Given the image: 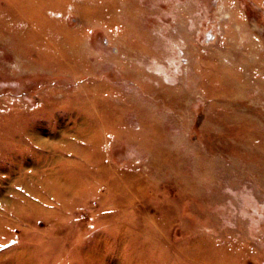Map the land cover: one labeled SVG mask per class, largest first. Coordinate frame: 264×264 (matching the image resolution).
Listing matches in <instances>:
<instances>
[{
  "label": "rangeland",
  "instance_id": "1",
  "mask_svg": "<svg viewBox=\"0 0 264 264\" xmlns=\"http://www.w3.org/2000/svg\"><path fill=\"white\" fill-rule=\"evenodd\" d=\"M0 264H264V0H0Z\"/></svg>",
  "mask_w": 264,
  "mask_h": 264
}]
</instances>
